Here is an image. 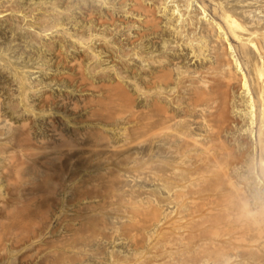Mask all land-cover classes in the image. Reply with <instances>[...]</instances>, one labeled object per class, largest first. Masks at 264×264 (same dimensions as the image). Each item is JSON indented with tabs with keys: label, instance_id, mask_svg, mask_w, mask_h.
I'll return each mask as SVG.
<instances>
[{
	"label": "rangeland",
	"instance_id": "obj_1",
	"mask_svg": "<svg viewBox=\"0 0 264 264\" xmlns=\"http://www.w3.org/2000/svg\"><path fill=\"white\" fill-rule=\"evenodd\" d=\"M108 1V4H103L99 0H57L58 3L56 0H0V12L12 9L8 15L0 17V264H223L224 257L216 252L218 243L210 244V240L214 242L216 238L217 242L223 241L222 233L217 232L221 239L216 236L214 240V232L201 233L204 229L191 219L192 207L187 203L189 198L194 197H197V201L202 198L204 201L212 193L208 186L217 178L214 179L213 174L209 173L212 178L207 173V177L211 179L206 182L204 179L200 183L205 188L203 192L210 193L207 196L203 192L195 194L196 186L191 189L193 182L190 183V178L187 177L189 167L186 165L189 162L184 164L177 157L179 153L176 140L167 135L164 139L166 142L148 141L149 135L144 132L147 130L148 110L141 92L135 88L136 77L129 76L122 81L124 87L135 94V107L129 106L131 103L128 101L122 102V99L116 98L110 101L109 108V100L105 102L108 106H103L105 111L103 108L100 110V118L89 116L88 101L98 93L82 89L86 87L78 78L84 71L86 81H91L92 75L102 77L100 73L104 70L106 82H110V77L117 79V67L123 68L126 75L130 73V69H127L129 66L137 69L143 77L146 74L141 72V68L149 72L145 62L138 57H122L115 45L116 42H121V46L124 45L127 51H133L131 41L138 43L136 39L137 32L141 30L138 28L140 18L125 13L131 3L124 7L121 0ZM221 1L229 2V6L235 5L238 13L248 16V21L255 19L264 23V0ZM151 3L154 4V1L146 2L156 8L157 17L162 21L159 26L166 35L161 33L155 39L157 48L147 46L148 49L145 50L150 52L147 56H182L179 62L175 60L180 63H177V69L174 67L176 72L200 67L202 63L193 57L190 49L181 45L176 35L173 36L172 31L167 30L165 24L169 16L163 15V12L161 14L159 5L154 4L153 7ZM207 3V12L203 16L204 25L208 21H218L214 16L217 1ZM202 4L200 0H195L193 10ZM5 10L4 14H7ZM29 12L31 15L27 14ZM212 17H215L214 20ZM61 23L63 27L60 31L59 27L53 30V24L60 26ZM204 25L200 30H204ZM129 26H132L130 31ZM49 27L52 28L51 31L48 30ZM45 28L48 32L44 34L42 29ZM93 34L97 38L99 36V41L97 38L92 39L90 45L101 52L100 61L93 60L92 53L82 47L78 40L79 37L84 36L86 39ZM143 42L148 45L149 38ZM239 56L241 58L240 54ZM209 58L202 62L210 63L213 55ZM96 63L98 70L93 74ZM99 67H102L101 70ZM237 95L242 98L240 93ZM72 106L78 107V110ZM107 108L110 109L108 112ZM111 110L115 111L109 116ZM239 114L238 117H241ZM153 116L155 122L158 118L155 113ZM243 119L240 118L242 121ZM55 124L57 130L61 131L56 130L61 134L60 137L56 132L55 136L52 135V125ZM102 132L108 135L103 136ZM225 135L236 151L244 149L245 146L239 144L244 138L254 148L257 146L255 137H251L248 131L235 128L232 133ZM169 148L174 152L171 153ZM253 150L252 148L251 155H254ZM254 152L258 157V149ZM27 154L32 159L28 157L27 160ZM251 155L249 152L242 159L243 162L241 160V165L238 163V167L233 164L234 171L231 169V173L236 179L235 183L250 196L251 206H258L255 204L256 197L264 192V186L256 178L255 172L259 170L256 156L254 173L248 170ZM178 168H181L180 171ZM179 173L181 174L178 175ZM181 176H185L187 183ZM220 189H223L222 193H228L224 186H220ZM222 193L217 197L221 198L220 202L226 203L228 194L223 197ZM205 202H208L207 199ZM220 207L223 210V206ZM182 216L185 222L179 221ZM186 219L189 222L192 220L191 223ZM211 233L213 235L210 236ZM188 236L192 239H188ZM200 238L206 241H201ZM186 253L190 255L187 256ZM206 255L211 259L208 260Z\"/></svg>",
	"mask_w": 264,
	"mask_h": 264
},
{
	"label": "bare ground",
	"instance_id": "obj_2",
	"mask_svg": "<svg viewBox=\"0 0 264 264\" xmlns=\"http://www.w3.org/2000/svg\"><path fill=\"white\" fill-rule=\"evenodd\" d=\"M86 1H88V0H86ZM121 1H123V2H121V4H123L124 7H127L128 3H131L130 5H128V7H129L128 10H126V12L125 11L124 12L126 14H130L132 16H138L140 18L141 23L139 24L138 28H141V30H140V32H137V39L136 40L138 43L131 41V44L134 45V47L132 48L133 51H131V50L127 51V48L124 45H122L123 47L121 46V44H122L121 42L120 43L116 42V44L115 43L114 44L118 46L117 52L119 51L121 53L122 57H125V58L135 59L136 57H138L139 59H141L142 62L146 63L144 65L149 67V68H147V69H149L148 70L149 72H147V71L145 72L144 71L145 69L142 70V68H141V72L143 71V73L146 74V77H143L144 75L142 76L141 74H139L137 72V69H135L132 66L131 67L129 66V67H127V69H130L129 70L130 73L126 69V73L128 72L127 73L128 75H126V74H124L125 72L123 71V68L117 67L115 69V71H116L115 77H117V79L110 77V80H109L110 82L107 81L108 82L107 83L106 77H105L106 74L104 75V73H105L104 70H103V73L102 72L100 73L103 75L102 77L97 76V78H96V75H92L91 81H88V80L86 81V78L84 77V75H85L84 74L85 71H84L83 74H81V76H79V78H78V81L81 84H84V86L86 87V88H82V89L83 90L87 89L88 92L93 91V92L98 93L97 95L95 93L96 96L93 95L94 98L89 97L92 100H90V99H89L90 101L87 100L90 104V107H89L90 110L88 111V112H90L89 116H94V117L98 118V116L100 114H102L101 113L102 111L100 112V110H102V108H103V111H105V108H106L105 106L107 105L105 102L107 100H109V101H107L108 105H109V106L108 105L107 106L109 108L110 103H111L110 101L113 99H116V98H118L119 100L122 99V102L124 100L128 101L129 103H131V104H129L128 102H126L129 104V106L131 105L132 107H135V104H136L135 103L136 97H134L135 94L130 92L126 87H124L122 81L124 82V79L129 78V76L136 77V80H134L135 81V88L141 92V95L145 100V103H144L145 108H147V110H148L147 111V113H148L147 118L148 119H147V123H146V125H147L146 129L147 130L144 131L145 134L147 132V134L149 135L150 140H148V141L150 142V141L157 140V142L158 141L159 142H162V141L166 142L167 140H164V139H165V137H168V136H170L171 138L176 140L175 145L178 144L177 145L178 146L177 152L179 153V155L177 157H179V160L183 161L184 164L186 162L187 163L189 162V164H190V165L188 164L189 166L186 165L189 168L187 169V167H185L188 170V172H187L188 174L187 173H185V174H187L188 175L187 177L190 178V183L193 182L192 183L193 186H191V189H194V186H196L195 187L196 190L194 192L195 194L203 192L205 189L202 186L203 183L202 184L200 183L201 181L203 182V180L205 179L204 182H206V181H208V179H211V178L207 177V173H208V175L213 174L214 179L217 178L216 181L214 180L215 182L214 181L212 182L209 180L212 183H210L211 186H208V187L209 188L211 187L210 190L213 194L210 193L209 191H207L208 188L206 187L207 188L206 194H208V192L210 194H209V196H207L205 194V192H203L205 194V196H207V198H205L204 201H202L203 198L201 200H199V198H198V200L200 202L197 201V197L190 199L189 197L191 196V194H190V196H188L189 200L190 201L192 200L190 203L188 202L189 200L187 201L189 206L192 207V211H191L192 218L191 219H193V221H195L196 224L198 223V225H200V227L204 229V230L202 229L203 231L201 233H203L204 231L207 232V234H209V232H212V233L214 232L215 237L213 238V240L216 238V236L217 237L219 236V235H217L218 234L217 232L222 233L221 236L224 237L223 241L218 240V242H217V238H216V241H214V242H212V240H210L211 241L210 244L211 243L214 244L215 242L219 244V245L216 244L218 246V249H217L218 251H216V252H218V254H220V255H222V257H224L223 258V261H224L223 264H264V192L259 193V195L256 197L257 203H255V204H257L258 206H256V205L251 206L250 196H247L246 195L247 193H244L245 192L243 190L244 188L243 189L240 188L239 185L237 183H235L234 180H236V179H234V176L231 173L232 172L231 169H233L232 165L236 164L238 167V163L240 164L241 160L249 152L251 155V149L252 148L254 149L253 150L254 155L253 154L251 155L252 160L249 158V160L251 161V164L250 165L248 164L249 166L247 165V167L249 168L248 170H250L249 171L250 173L253 172V170L255 169V156H256L254 151L257 152V149H258V152L256 153L258 155V157L256 156L257 157L256 165L259 168V170L255 173L257 175L256 178L258 179V182L262 183V185L264 186V23H262V21H260V20L255 21V19L248 21L247 20L248 18L246 19V17H248V16L244 17L243 13H238L237 12L238 8L235 5L229 6L230 5L229 2L226 3L225 1H221V0H200L203 4L200 7L198 6L199 7L198 9L196 8L194 10H193V6H194L195 0H151V1H154V4L159 5V8L158 7L157 8L160 9V13L163 12V15H165L167 17L169 16V18L166 20V24H165L168 27L167 30H169L170 32L172 31L171 34L173 33L174 34V35L172 34L173 36L176 35V39L178 40V42H181V45H185L186 47H188V49H190V51H191L190 53L193 54V57L197 58L202 63L200 67H196L195 69H191V70L187 69V71H184V70L180 71L181 70L180 69V70H178V72H176L177 63L179 62V59L182 58V56L179 57V56L175 55V57H173V58L168 57V55L167 56H163V55L162 56H156V54H154L155 56L151 55V57L147 56L148 53L150 54V52L146 51L148 49L147 46L152 45L153 47L156 46V48H157V45H156L157 41H155V39H157L158 36L160 37L161 33H162V35H166V33H164V30L161 29V26H159V24H161L162 21L160 20L161 18L159 19L157 17V12H156V8L154 7V4L151 3V4H153V7H154V8H152V5L149 6L146 4V2H148V0H121ZM207 1H215V2L217 1L216 8H214V16L218 19V21L217 20L215 21L214 20L215 17L214 18L212 17L213 18L212 20H214V21H208L209 23L207 25H204L203 24V19H204L203 16L207 12V8H208ZM239 1L245 2L247 0H239ZM56 2H57V0H56ZM99 2H101L103 4H108L109 1L108 0H99ZM170 3H172V4H170ZM1 4H3V2H1ZM52 7H54V6H52ZM263 7H264V5H263ZM4 10H3V12H0V17L8 15L9 12L12 11V9H11L8 12L7 11L8 9H7V10H5L7 12V14H4ZM30 12L27 14H30ZM34 12H35V9H34ZM60 13H61V11H60ZM66 13H68V12H66ZM26 15H24V16H26ZM30 15H27V17L28 16L30 17ZM244 15H246V14H244ZM19 16H21V12H20ZM207 16H208V14H207ZM207 16H205V17H207ZM32 17H34V16L32 15ZM24 18H26V17H24ZM249 18H251V17L249 16ZM208 20H210V19H208ZM113 21H114V19H113ZM48 22H50V21H48ZM248 23L252 24V26H249L250 24H248ZM56 24H58V23H56ZM134 24H135V22H134ZM59 25L60 26L53 24L52 26H55V27H53V30L55 28L59 27L58 31H60V28L63 27V24L61 23ZM202 25L205 26L204 30H200V28H202ZM131 28H132V26H129V31ZM136 28H137V25H136ZM57 29H56V31H57ZM42 30L44 31V34H45L46 31L47 32H48V30L51 31L52 28L49 27L48 30H47V28L42 29ZM88 30H89V28H88ZM165 32H167V31H165ZM96 36L97 35L93 34L92 36H88L86 39L84 36L82 38L79 37V39L78 38L77 39L79 40L82 47L88 49L92 53L91 57L93 58V60H95V61L99 60L100 61V59H102L101 52L96 51L97 50L96 47L92 46V44L90 45V43L94 39L97 38ZM152 36H154V38H150ZM109 38H108V40L110 41ZM146 38H149V44L148 45H145V43L143 42ZM97 39L99 41V36ZM105 40H107V39H105ZM166 41L169 42L168 40H166ZM52 46H55V45L52 44ZM49 47H51V46H49ZM124 47L126 48V50H124L125 49ZM52 48L54 49V47H52ZM231 54H233L232 58L230 57ZM239 54L241 55V58H243V61L241 60ZM210 55H213L212 59H214V60L211 59L210 63L204 64V62H202V61L207 60V58H209ZM169 58H171L173 60H171V59L169 60ZM118 59L120 60L121 58L118 57ZM118 59H116V60H118ZM167 60H169V61H167ZM175 60L176 61L178 60V62H175ZM121 61H122V59H121ZM105 62H106V60H105ZM124 62H125V60H124ZM178 64H180V63H178ZM79 65H80V63H78V66ZM93 65L91 64V66H93ZM104 65H105V63H104ZM96 66H97V63H96ZM127 66H128V64H127ZM172 66H173V68H172ZM183 67H182V69H183ZM100 68H102V67H99V69ZM78 69H79V67H78ZM96 69L98 70V66L92 71L93 74L97 73ZM80 71H82V70L80 69ZM106 71H107V69H106ZM112 71H114V70H112ZM78 72H79V70H78ZM90 75H91V73H90ZM97 75H99V74H97ZM176 75H177V77H175ZM110 76H112V75H110ZM138 76L140 78H137ZM68 77L70 78L71 76H68ZM72 77H74V76H72ZM86 77H87V75H86ZM74 80H75V82H77L76 78ZM172 84H173V86L174 85L175 86L173 87ZM71 85H73V84H71ZM81 86H78V87L81 88ZM76 87L77 86H75V88ZM93 92H91V93H93ZM136 93H138V92H136ZM238 93H240V95H242V98H238V95H237ZM49 98H50V96H49ZM65 105H67V104H65ZM77 105H78V103H77ZM82 105H84V104H82ZM174 106H175V108H174ZM72 107L77 108V110H78V107H74V106H72ZM112 107H114V106H112ZM15 108H16V106H15ZM108 108H107V112H108V110H110ZM112 111L113 110H111V112H109V116L112 113ZM154 113L156 114V116L158 118L157 120L155 119L156 120L155 122L153 121V117H154L153 114ZM237 114L241 115V117L244 118L243 121L240 120L241 117H238ZM109 116L107 115V117H109ZM99 118H100V116H99ZM103 118H105V116H103ZM88 119H89V117H88ZM91 120H93V119H91ZM96 120L97 119H95V121ZM100 120H103V119H100ZM105 120H107V118ZM244 122H245V124H244ZM97 123L101 124L99 121ZM52 126H51L53 128L52 131H54L52 133V135L55 132L58 133L57 131H60V130H57L56 124L52 125ZM235 128H237V130H239V131H243V130L248 131V134L251 137H255L256 145H257L256 148H254L255 146H252V144L249 143L247 138L246 139L244 138L242 143H239V144H240V146L243 147V145H244L245 147H243L244 149L239 150L240 152L237 150L238 151L237 152L236 148L231 146V144L229 143V139L225 135L226 133L227 134L232 133V131H234ZM27 134H28V132H27ZM58 134H56V135L58 136ZM102 134H104V132H102ZM60 135L61 134H59V137H60ZM107 135L104 134L103 136H107ZM54 136H55V134H54ZM99 136H101V135H99ZM99 138H102V137H99ZM27 139H28V136H27ZM31 139H32V137H31ZM27 141L29 142L30 140H27ZM25 142H26V140H25ZM154 143H156V142H154ZM172 143H174V141ZM170 147L172 148V146H170ZM169 151H170V148H169ZM172 151H170V152L172 153ZM33 154H35V153H33ZM26 157L28 160L29 155ZM34 157L35 156L33 155V158ZM29 158L32 159L31 157H29ZM243 160H242V162H243ZM180 161H179V163H180ZM250 161H248V162H250ZM176 163H178V162H176ZM22 164L24 165V163H22ZM174 166H175V164H174ZM181 168H178V170ZM235 170H236V168H235ZM233 171H234V169H233ZM250 173H249V175H251ZM180 174L181 173H179L178 175H180ZM233 174H236V172H234ZM189 175H191V177ZM181 177H183V176H181ZM189 178H187V179H189ZM235 178H236V176H235ZM180 181H182V180H180ZM184 181H186L185 178H184ZM181 183H183V182H181ZM186 183H187V181H186ZM179 185H178V187H179ZM204 185H207V184H204ZM220 186H224V188L227 190L226 193L228 192L227 193L228 197H226L227 194H225L224 192H223L224 193L223 194L221 192L223 189L221 190ZM242 187H245V186H242ZM188 188H190V187L188 186ZM182 192H184V191H182ZM190 192H191V190H190ZM179 193H181V192H179ZM221 193H222L223 197L226 195L225 197H226L227 202L226 203L224 202L225 204L223 202H220L221 198L219 199L218 198L219 196L217 197V195H220ZM187 194H188V192H187ZM180 196H178V198ZM183 198H184V196H183ZM206 199L208 202H205ZM222 200H224V199H222ZM181 203H180V205H181ZM219 204H220V206H223V210L225 209L224 211L219 206ZM222 212H223V214H222ZM185 213H187V211ZM182 218H183V216L179 218L180 219L179 221L185 219V218L184 219H182ZM191 221L190 222L188 221V222L191 223ZM184 222H185V220H184ZM172 225H175V223ZM187 227H188V225H187ZM177 228H179V227H177ZM167 231H169V230H167ZM182 232H183V230H182ZM212 233L210 234V236L213 235ZM188 237H190V236H188ZM219 238L221 239V237H218V239ZM188 239H192V238L190 237ZM201 241H206V240L201 239ZM200 244H202V242ZM202 246L203 245H201V247ZM213 249H214V247H213ZM196 250H198V249H196ZM181 251L183 252L184 250H181ZM213 252H211V254ZM184 253L185 252H183V254ZM187 253H186V255H187ZM198 254L199 253L197 252V255ZM218 254H216V255H218ZM188 255H190V254H188ZM203 256H205V255H203ZM206 256L208 257V255H206ZM210 256H212V255H210ZM217 257H219V256H217ZM222 257H219V258H222ZM209 258L211 259V257H208L207 259L209 260ZM216 262H217V260H216ZM221 262H222V260H221Z\"/></svg>",
	"mask_w": 264,
	"mask_h": 264
}]
</instances>
